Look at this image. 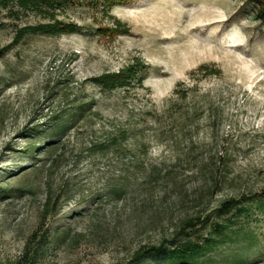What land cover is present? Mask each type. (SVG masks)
Returning a JSON list of instances; mask_svg holds the SVG:
<instances>
[{"label":"rangeland","instance_id":"obj_1","mask_svg":"<svg viewBox=\"0 0 264 264\" xmlns=\"http://www.w3.org/2000/svg\"><path fill=\"white\" fill-rule=\"evenodd\" d=\"M253 9L0 0V264H113L143 244L210 237L190 264H264V21ZM45 24L62 28H34ZM84 104L59 136L66 158L50 184L63 191L46 202L28 164L48 153H23L31 137L19 133ZM232 197L238 206L220 207Z\"/></svg>","mask_w":264,"mask_h":264},{"label":"trees","instance_id":"obj_2","mask_svg":"<svg viewBox=\"0 0 264 264\" xmlns=\"http://www.w3.org/2000/svg\"><path fill=\"white\" fill-rule=\"evenodd\" d=\"M251 1L254 4L253 18L255 20L264 21V0ZM34 28H39L45 32H53L62 28V26L45 24ZM66 108L67 105L62 107L58 113L45 117L43 123H37L38 125H29L24 131L19 133V137H31L30 141L25 145V150L22 151L23 153L31 155L41 145H44V148L38 149V151L48 153L49 157L45 159H38V157L30 156V163L28 164V167L32 166L33 168L43 172V188L46 193V202H49L52 196L54 198L58 197L64 188V184H60L58 187H54L50 184L52 171L55 167H59L62 164V161L66 158L64 151L56 152L59 146H62L66 142L65 137L63 138L62 136L59 138V136L76 120H81L83 118V112L88 109L89 106L84 104L74 105L73 109ZM36 133H40L39 140L33 138ZM65 136L67 139L69 138L68 135ZM100 142L92 139L88 142V146H95ZM36 143H38V145ZM211 181V187H215L219 184V180L216 177H212ZM120 193V188L115 189L116 196L121 195ZM238 203L239 201L232 197L222 201L220 203V207L224 208L227 205L238 206ZM201 220L202 217L199 216V214L189 216L182 221V225L179 227V230L195 226L201 222ZM226 226L225 222L217 221L214 223V229L218 232L225 229ZM214 240V237H210L209 239L203 240L202 243L187 241L179 243L172 248L167 247L163 242H159L158 244H143L134 249L125 261H116L113 264H190L189 261L194 256L202 254L201 252L211 247ZM35 251L36 247H31L30 242L25 244L24 253L25 255L29 254V258L34 255Z\"/></svg>","mask_w":264,"mask_h":264}]
</instances>
